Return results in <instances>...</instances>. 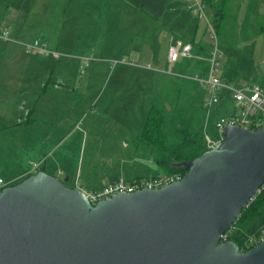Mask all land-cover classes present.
<instances>
[{"label": "water", "instance_id": "obj_1", "mask_svg": "<svg viewBox=\"0 0 264 264\" xmlns=\"http://www.w3.org/2000/svg\"><path fill=\"white\" fill-rule=\"evenodd\" d=\"M175 165L178 181L95 204L44 167L3 186L0 264H264V239L219 242L264 184V126H228L219 148Z\"/></svg>", "mask_w": 264, "mask_h": 264}, {"label": "crops", "instance_id": "obj_2", "mask_svg": "<svg viewBox=\"0 0 264 264\" xmlns=\"http://www.w3.org/2000/svg\"><path fill=\"white\" fill-rule=\"evenodd\" d=\"M139 4L140 0L134 6V21H148ZM261 4L264 6V0ZM250 6L246 5L244 19L249 16L246 13ZM97 8L96 0H0V32H7V39L0 37V173L4 176H0V186L21 181L31 174L33 163L37 170L44 167L49 174L67 178L73 187L81 180L79 186L97 189L116 177L113 170L117 172L119 165L109 163L98 169L96 164L87 165L83 155L88 126H93L84 125L85 110L97 104L103 93L102 82L98 84L91 78L111 68L108 61L112 55L120 56L115 57L119 63L113 64L118 77L112 86L120 88L117 97L122 98V105L121 115L113 117V128H128L123 111L130 101L125 102V93L136 98L145 93L143 84L129 90L128 82H139L140 70L160 69L158 75H152L150 85L155 88L159 84L161 90L168 76L162 75L159 64L162 58L168 60L170 34L158 23L148 21L150 27L145 24L138 40L125 35L123 43L114 33L105 39L104 27L99 30ZM85 24V29L93 24L94 30H83ZM35 40H40L48 52L27 50L25 45ZM143 54L148 57L143 58ZM87 56L97 61V71L83 86L80 63ZM154 91L150 93L155 98L158 94ZM111 98L104 106L109 105ZM137 101L144 104L142 99ZM101 115L103 119L110 118ZM141 127L131 135L139 134ZM122 142L125 147L127 143L123 139ZM139 161L145 163L144 159Z\"/></svg>", "mask_w": 264, "mask_h": 264}, {"label": "rangeland", "instance_id": "obj_3", "mask_svg": "<svg viewBox=\"0 0 264 264\" xmlns=\"http://www.w3.org/2000/svg\"><path fill=\"white\" fill-rule=\"evenodd\" d=\"M94 1L95 0H93V2ZM96 1L98 4V18L101 21V23L98 22V26L99 30L100 27H104L103 31L105 32V39L110 37V33H114V35H117L123 43L125 42V35H131V37L137 38L138 40L145 24L146 26L150 27L146 19H143L145 21L142 22H137L133 19L135 13L134 6L138 0ZM261 3H263V0H227L224 7V18L221 24V28L218 32H216V40L210 37L205 20L203 18H198V33L202 36V41L208 46L210 51L216 45L219 53L221 54V57L218 61V66L216 68V74L221 77L225 68L228 67H233L237 70L239 77L236 80L229 81V83L231 84L241 85L243 83H258L264 85V6H262ZM247 4L249 6L251 4V6L246 13V15L249 14V16H247V18L245 17L244 19ZM91 9L94 11V7H92ZM206 12L211 19V12L208 9ZM85 27L86 24L84 25L83 30H94L93 24L89 25L88 29H85ZM118 33L120 34V36L118 35ZM111 57L113 58L108 61V63L112 65L111 68H109L107 72L98 70L99 73H97L95 78H91V76L94 72L97 71L94 69L97 61L91 60L89 62V64L91 63L89 67L80 69V81L83 86L86 83V80H89V78H91L98 84L101 82L103 84V93L101 97L100 95L98 96L100 98L98 99V101H96L97 104L91 105L89 106V108H87V110H85L86 114L84 125L92 124L93 126H88L89 135L86 142V150L83 151V155L85 156V162L87 165L92 163L100 166L97 167L98 169H103V167H101L102 165L115 163L119 165L118 168H121V171L116 172L114 169V176H117L118 174H123L124 176L132 175V173L135 172L134 170H131L130 173H126L123 170L125 164L132 165V168L130 169H133V166L139 167L140 161H138L139 159H135V155L132 152L133 147H131L128 143L130 142L131 137L134 136L131 135L132 131L142 126V116L147 111V107L153 103L152 101L154 96L151 95L150 91H152L153 93V91L155 90L154 92L156 93V95L158 94L157 96H160L161 99L170 101V98L173 97L174 93H168L167 89L169 87V91H175V88L173 85L174 83L171 82V80L165 81L166 84L162 85L161 90L160 86L158 88L159 84H157L155 88L150 85L152 75H158L160 73L159 68L158 71H155L154 69L152 71L140 70L139 82H142H128L130 85L129 90H131L132 87L134 88V85L143 84L145 93L140 94L139 98H136L135 94V97H129L127 95L128 91L127 89H125V91H127L124 96L125 102H127L128 104V101H130V103L127 106L125 104V110L123 111V114L125 116V126L129 124L130 125L129 127L127 126L128 128H123L121 126L113 128V124L115 123V119L113 117L116 115H121L120 105H122V98L117 97V95H119L118 91H120V88H117L118 90H116L115 87L112 86V83L114 84V80H116L118 77L116 76V74L118 75V73H116V70H112L114 66L113 64L118 62L115 57L120 56L112 55ZM142 57L147 58L148 56L143 54ZM200 57L201 58L198 59L206 58L202 56ZM132 59L133 58H129V60ZM184 59L188 58L179 57L176 62L170 63L165 58H162V62L159 64L163 72H161L162 75L170 76V73L177 71L178 69L185 68ZM130 75H132V73H130ZM177 86H179L178 83ZM93 89L94 88L92 87L91 90ZM111 92L113 93L111 94ZM188 93L192 94L194 98L198 97V95L195 94L196 92L190 88L188 89ZM109 94L110 96H108ZM186 94L187 93H184V95ZM111 96L112 98L109 105L104 106V104L110 101L109 99ZM217 97L218 101L212 105L210 110L211 116L214 121L216 119H219L220 117H226L228 115L238 113V108L234 100L231 96L226 95L224 89H221L217 92ZM83 99H85V95ZM130 99H135L136 101L137 99H140V101L142 99V102L144 104L137 101L136 105L135 100ZM101 114H105L106 117L110 115V118L103 119L101 118ZM141 128L139 131H141ZM122 139L127 143L125 147L123 146ZM144 160L148 167L153 169L156 168V164L149 158H145ZM0 176L4 177L1 173ZM70 184L71 183L68 182V185ZM77 184H81V180L79 181V183L77 182ZM247 244L245 245L247 246ZM250 246L251 245H248L247 247Z\"/></svg>", "mask_w": 264, "mask_h": 264}, {"label": "trees", "instance_id": "obj_4", "mask_svg": "<svg viewBox=\"0 0 264 264\" xmlns=\"http://www.w3.org/2000/svg\"><path fill=\"white\" fill-rule=\"evenodd\" d=\"M203 1L211 12V21L218 32L227 0ZM139 9L149 22L158 23L173 38L190 43L194 53L202 57L209 56L210 49L198 33V17L187 7L185 0H140ZM184 60L185 68L170 73L166 80L174 83L175 91H169V87L167 89L168 93H174L173 97L169 101L155 96L145 115L140 133L132 136L128 143L133 147L135 159L149 158L156 164V168H150L141 161L139 167L133 166V169H130L132 165L125 164L123 170L126 173L135 171L132 175H125L127 179L151 178L160 173L175 172L183 176L187 168L175 164L189 162L206 150L203 133L206 109L202 105L204 89L188 76L205 75L208 63L198 58ZM238 77L239 74L233 67L225 68L221 75L226 81H233ZM189 88L195 91L199 98L189 94ZM165 103H168L169 109ZM213 123L214 119L211 116L208 124V131L211 134ZM117 171L120 172L121 168H117ZM66 184L68 185L67 182ZM230 229L229 239L236 242L241 250L251 247L245 245L248 238L260 234L264 229V184L243 207Z\"/></svg>", "mask_w": 264, "mask_h": 264}, {"label": "built area", "instance_id": "obj_5", "mask_svg": "<svg viewBox=\"0 0 264 264\" xmlns=\"http://www.w3.org/2000/svg\"><path fill=\"white\" fill-rule=\"evenodd\" d=\"M185 2L195 16L205 20L210 37L216 40V29L206 12L208 9L206 3L203 0H185ZM0 37L7 39V32H0ZM25 47L27 50L35 49L41 53L48 52L40 40H35L31 44H26ZM53 55L58 57L59 53L53 52ZM179 57L189 59L201 58L200 55L192 51L190 43H184L182 40L171 36L168 48V60L169 62H175ZM220 57L221 54L215 45L210 51L209 56L204 58L208 62L207 73L205 75L194 74L193 76H188L204 89L202 105L206 109L203 121L204 145L206 150L220 147L223 141V132L228 126L237 125L249 129L264 126V85L258 83H243L239 85L227 82L216 74V68ZM91 60L92 58L90 56L84 57L81 60L80 68L84 69L88 67ZM221 89L225 90L226 95L232 97L238 108V113L216 119L213 123L212 135L208 131V124L211 118L210 110L212 105L218 101L217 92ZM32 167L31 173H34L37 170V164L33 163ZM181 178L182 175L178 172L160 173L155 177L140 179H127L123 174H118L111 182L97 189H85L79 186V184L75 187L84 192L91 204H95L99 200L108 199L115 194L129 193L141 189H160ZM1 182L2 179L0 178V183ZM3 186L5 185L0 186V192ZM230 234L231 229L229 228L224 233L220 234L219 242L230 240ZM263 239L264 229L260 234L250 236L246 244L248 243L247 246H253Z\"/></svg>", "mask_w": 264, "mask_h": 264}, {"label": "bare ground", "instance_id": "obj_6", "mask_svg": "<svg viewBox=\"0 0 264 264\" xmlns=\"http://www.w3.org/2000/svg\"><path fill=\"white\" fill-rule=\"evenodd\" d=\"M155 100V99H154ZM152 101V100H151ZM136 178V177H135ZM144 178V177H143Z\"/></svg>", "mask_w": 264, "mask_h": 264}]
</instances>
